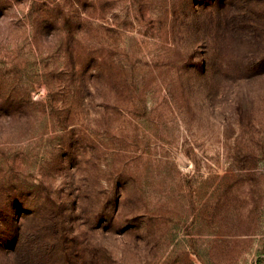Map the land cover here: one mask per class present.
Wrapping results in <instances>:
<instances>
[{"label": "rangeland", "instance_id": "obj_1", "mask_svg": "<svg viewBox=\"0 0 264 264\" xmlns=\"http://www.w3.org/2000/svg\"><path fill=\"white\" fill-rule=\"evenodd\" d=\"M29 243L264 264V0H0V264Z\"/></svg>", "mask_w": 264, "mask_h": 264}, {"label": "trees", "instance_id": "obj_2", "mask_svg": "<svg viewBox=\"0 0 264 264\" xmlns=\"http://www.w3.org/2000/svg\"><path fill=\"white\" fill-rule=\"evenodd\" d=\"M18 229L15 231L14 236H13V240L12 241L14 242V247L12 248V250L16 254H17L18 251H19L18 253H21L22 254V252L18 249V245L21 242L20 241V231L21 230H20V228H18ZM28 245H29L28 249L25 248V251L23 252V254L25 253L26 258L29 259V261H30L29 264H32V261L31 260L33 258H35V255L33 256V254H35V252L33 250V248L35 247V245L33 246L32 243H29Z\"/></svg>", "mask_w": 264, "mask_h": 264}]
</instances>
